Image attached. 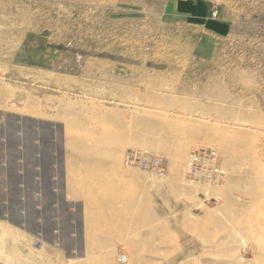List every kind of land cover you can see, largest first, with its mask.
<instances>
[{
	"label": "rangeland",
	"instance_id": "374dc122",
	"mask_svg": "<svg viewBox=\"0 0 264 264\" xmlns=\"http://www.w3.org/2000/svg\"><path fill=\"white\" fill-rule=\"evenodd\" d=\"M209 1L0 0V264H264V0Z\"/></svg>",
	"mask_w": 264,
	"mask_h": 264
},
{
	"label": "crops",
	"instance_id": "0c3cea01",
	"mask_svg": "<svg viewBox=\"0 0 264 264\" xmlns=\"http://www.w3.org/2000/svg\"><path fill=\"white\" fill-rule=\"evenodd\" d=\"M191 2H193V1L191 0ZM209 4H210L209 0H205L204 2H198L197 4H195L193 2L192 6H191L192 11L198 15L199 19H205V17L208 16V12L210 9Z\"/></svg>",
	"mask_w": 264,
	"mask_h": 264
},
{
	"label": "built area",
	"instance_id": "2783aa9c",
	"mask_svg": "<svg viewBox=\"0 0 264 264\" xmlns=\"http://www.w3.org/2000/svg\"><path fill=\"white\" fill-rule=\"evenodd\" d=\"M145 166H146V168L148 169V166H147V164H145ZM160 174L162 175V173H161V172H159V175H160Z\"/></svg>",
	"mask_w": 264,
	"mask_h": 264
}]
</instances>
